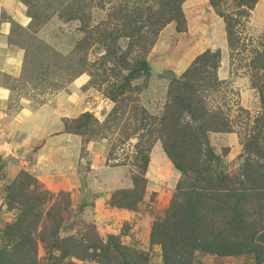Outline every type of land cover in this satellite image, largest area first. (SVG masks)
<instances>
[{
    "label": "rangeland",
    "instance_id": "rangeland-1",
    "mask_svg": "<svg viewBox=\"0 0 264 264\" xmlns=\"http://www.w3.org/2000/svg\"><path fill=\"white\" fill-rule=\"evenodd\" d=\"M18 1L26 9V25L14 20L0 0V45L22 53L17 77L2 69L7 56L0 53V86L7 88L3 93L8 96L9 105L0 102V125L6 122L11 130L16 127L12 120L22 98L33 99L36 106L54 101L57 93L82 77L87 80L83 86L85 99L80 105L84 112L72 119L90 113L95 131L84 129V135L72 133L83 140L85 160L80 170L87 171L89 179L83 186L66 190L61 187L66 184L63 179L46 182L35 172L20 168L21 148L15 149L21 147L17 145L18 137L6 136L0 128L4 135L0 137V249L10 248L3 231L21 212L17 207L39 197L43 202L35 212L45 217L55 204L56 198L52 197L62 191L71 194L60 199L63 211L57 220L64 237L98 234L107 241L114 234L123 244L146 252L150 264H164L162 245L152 240L154 224L164 217L179 188L187 191L198 175L195 170L185 177L169 157L163 137L180 141L183 136L170 130L165 132L155 118L166 116L172 86L182 79L195 58L209 48H224L218 70L224 84L220 91L210 92L207 108L212 117L221 108L231 120V128L214 131L206 124L205 138L198 131L193 136L208 140L216 155L211 170L206 168L205 174H228L232 181L227 184L241 188L247 172L264 167V107L254 87L255 77L264 78V70L253 69L249 51L231 58L226 23L210 0H185L182 9L187 31H180L176 21H171L157 37L150 32L149 22L168 0ZM221 2L223 12L235 11L236 0ZM262 3L264 8V0ZM253 11L243 36L249 34L264 40V19ZM4 22L9 23L8 29L3 28ZM120 92L117 101L113 100V94ZM115 108H119L117 119L112 115ZM190 120L184 114L182 126ZM75 125L72 123L73 129ZM189 136L186 140H195ZM247 139L252 142L250 150L246 147ZM89 140L105 142L102 161L95 162L87 151ZM184 148L179 147L178 157L186 151L197 155L200 146ZM146 158L148 167L143 170ZM190 163L198 169L196 163ZM124 191H131L132 200L137 201L134 209L110 203L116 192L123 196ZM257 198L252 196L242 207L250 220L264 227V197L260 202ZM208 209L215 229H224L229 212ZM52 254L60 256V252H48L40 243L39 264H51L48 258ZM193 260V264H258L253 253L221 255L197 250ZM57 262L99 264L90 258L73 256Z\"/></svg>",
    "mask_w": 264,
    "mask_h": 264
},
{
    "label": "trees",
    "instance_id": "trees-1",
    "mask_svg": "<svg viewBox=\"0 0 264 264\" xmlns=\"http://www.w3.org/2000/svg\"><path fill=\"white\" fill-rule=\"evenodd\" d=\"M184 1L168 0L165 7L151 17L152 21L149 25L153 36L157 37L163 27L171 21H176L180 31H187V21L182 9ZM210 1L226 23L231 58L234 60L236 55L249 51L253 56V69L264 70V40L262 38L257 40L259 36L249 34L243 36L248 28V18L251 17L260 0H236L235 11L232 12H223L220 9L221 0ZM221 63L220 48H209L199 54L182 79L174 82L170 93L172 100L167 107L166 116L155 118L161 126H164L165 132L170 130L178 134V137L183 136L180 141L163 137L169 157L184 172L185 177H190L189 173L195 170L198 175L197 181L192 183L187 191L182 190V187L179 188L178 196L164 217L154 224L152 240L162 245L164 264H193L194 253L197 250L221 255L253 253L258 264H264V227L250 220L242 207L252 196L258 197V202L262 200L261 196L264 197V193H261L264 192V167L247 172L246 179L241 181L243 187H230L227 184L232 181L230 175L205 174L206 168L211 170V163L216 155L208 140L201 141L198 140V136H193L194 132L198 131L205 138L206 124L214 131H228L231 128V120L221 108L218 107L216 113L210 109L215 113L213 117L207 108V97L210 92L220 91L224 84L218 76ZM254 87L258 90L264 107V78L255 77ZM121 94V92L117 95L113 94L112 99L117 101ZM118 114L119 108H115L112 113L115 115L114 119L118 118ZM184 114H187L191 120L182 126L181 118ZM90 117V113L86 112L76 119L65 118L66 132L81 135H84L82 131L84 129L94 132ZM72 123L77 125L75 129L71 126ZM188 135L195 140H186L185 137ZM251 144V140L247 139V150H250ZM196 145L200 146L197 155H189V151H186L182 157L176 155V152L178 154L180 151L179 147L186 149ZM190 162L196 163L198 169H195ZM147 167L148 158L145 159L142 169L145 170ZM253 182L256 183L248 186ZM13 185L15 186L16 183ZM254 190L255 192L250 193ZM122 193L123 196L120 192H116L110 203L119 208L134 209L137 201L132 200V192ZM65 195L71 196L70 192L62 191L57 195L54 194L52 199L56 198L55 204L45 217L35 212L43 202L39 197L32 198L31 202H24L17 207L21 212L3 231L10 248L0 249V264H39L40 243L44 244L48 252H60L58 257H54L53 254L49 256L51 264H58V259L62 260L68 256L90 258L99 264H150V257L146 252L123 244L114 234L109 235L107 241L98 234L93 237L91 235L64 237L61 222L57 219L59 212L63 211L60 199ZM9 200L12 204V199ZM208 207L229 212V221L224 229H215Z\"/></svg>",
    "mask_w": 264,
    "mask_h": 264
},
{
    "label": "crops",
    "instance_id": "crops-1",
    "mask_svg": "<svg viewBox=\"0 0 264 264\" xmlns=\"http://www.w3.org/2000/svg\"><path fill=\"white\" fill-rule=\"evenodd\" d=\"M1 1L6 12L13 16L14 20L23 25L28 23L26 9L18 0ZM262 1L258 2L253 12L255 15L258 13L264 19ZM3 28L8 29L9 23L4 22ZM220 49L221 51L224 50L222 47ZM1 52L7 56L2 69L17 77L16 68L22 56L21 51H10L9 48L5 50L0 45ZM86 82V79L79 77L69 85L67 90L57 93L54 101L51 100V102L38 106L33 99L24 97L20 101L19 109L15 112L12 120L16 127L11 130V126L7 125L6 122H2L0 125L4 133L6 132V136L11 134L18 137L16 138L17 145L21 147L15 149L18 151L21 148L18 161L20 168L35 172L41 180L46 182L55 178L63 179L66 184L61 187L66 190L83 186L87 184L89 179L87 171L80 170V164L85 160L83 140L76 134L66 132L64 123L65 118H74L84 112L80 109V105L85 99L83 86ZM6 89L0 86V95L2 96L0 102L9 106L8 96L3 93ZM1 136L4 135L1 133ZM87 151L90 152L95 162L97 160L102 161L106 144L104 141H90L87 144Z\"/></svg>",
    "mask_w": 264,
    "mask_h": 264
}]
</instances>
